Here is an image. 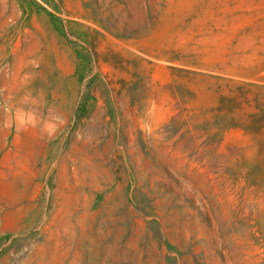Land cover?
<instances>
[{
  "label": "rangeland",
  "instance_id": "rangeland-1",
  "mask_svg": "<svg viewBox=\"0 0 264 264\" xmlns=\"http://www.w3.org/2000/svg\"><path fill=\"white\" fill-rule=\"evenodd\" d=\"M0 264H264V0H0Z\"/></svg>",
  "mask_w": 264,
  "mask_h": 264
}]
</instances>
